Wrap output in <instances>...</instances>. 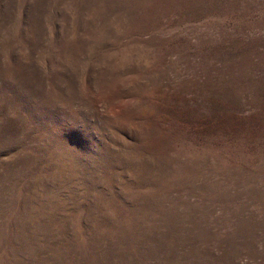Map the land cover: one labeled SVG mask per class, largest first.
I'll return each mask as SVG.
<instances>
[{"label": "rangeland", "instance_id": "obj_1", "mask_svg": "<svg viewBox=\"0 0 264 264\" xmlns=\"http://www.w3.org/2000/svg\"><path fill=\"white\" fill-rule=\"evenodd\" d=\"M0 264H264V0H0Z\"/></svg>", "mask_w": 264, "mask_h": 264}]
</instances>
